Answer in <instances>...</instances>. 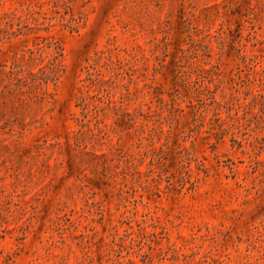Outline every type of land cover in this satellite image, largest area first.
Returning <instances> with one entry per match:
<instances>
[{"label": "rangeland", "instance_id": "374dc122", "mask_svg": "<svg viewBox=\"0 0 264 264\" xmlns=\"http://www.w3.org/2000/svg\"><path fill=\"white\" fill-rule=\"evenodd\" d=\"M0 264H264V0H0Z\"/></svg>", "mask_w": 264, "mask_h": 264}]
</instances>
